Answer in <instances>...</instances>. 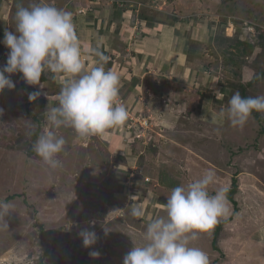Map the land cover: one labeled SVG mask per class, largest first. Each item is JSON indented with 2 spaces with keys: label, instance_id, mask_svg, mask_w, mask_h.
I'll use <instances>...</instances> for the list:
<instances>
[{
  "label": "rangeland",
  "instance_id": "rangeland-1",
  "mask_svg": "<svg viewBox=\"0 0 264 264\" xmlns=\"http://www.w3.org/2000/svg\"><path fill=\"white\" fill-rule=\"evenodd\" d=\"M50 1L66 11V6H85L77 13L82 15L79 25L84 16L94 17L87 0ZM143 2L141 12L152 16L153 25L184 31L190 40L187 49L165 51L170 40H164L165 47L152 61L160 58L158 68L154 64L146 74L117 69L114 55L111 61L103 59L106 71L111 64L114 69L108 70L122 79L117 102L128 118L102 136L80 138L72 128L57 130L66 139L57 156L62 167L49 168L33 151L31 135L38 121L28 110L45 116L42 132L50 127L45 113L58 105L66 74H52L55 79L41 83L43 88L31 85L41 93L31 103L23 98L19 105L5 106L7 92L0 93L5 96H0V199L10 205L0 213V264H38L47 242L51 248L46 263L123 264L134 243H146L147 224L166 217L172 189L208 170L215 174L210 193L231 188L235 178L237 187L233 200L227 198V214L198 233L190 246L203 250L209 264H264V112L253 111L243 128L218 117L237 91L245 98L264 95V0ZM7 3L12 6L8 26L13 32L17 4L27 7L32 0ZM124 3L113 0L112 5ZM173 39L178 47L179 39ZM240 40L255 43L248 57L237 54L244 48ZM176 56L170 70L162 68L163 59ZM133 74L142 77L135 81ZM18 77L22 90L26 82L22 73ZM211 114H217L215 122ZM133 206L142 210L141 217L130 214ZM105 226L111 230L108 235ZM85 228L98 237L88 248L79 236ZM91 251L100 256L91 257Z\"/></svg>",
  "mask_w": 264,
  "mask_h": 264
},
{
  "label": "clouds",
  "instance_id": "clouds-1",
  "mask_svg": "<svg viewBox=\"0 0 264 264\" xmlns=\"http://www.w3.org/2000/svg\"><path fill=\"white\" fill-rule=\"evenodd\" d=\"M17 34L5 30L3 44L10 49L7 62L0 67V93L14 89L11 74L20 72L28 85H40L43 73L66 74L58 94V105L46 110V127L33 144V151L44 164L55 170L62 167L57 159L64 150L66 139L58 134L60 128H72L80 138L102 136L112 127L121 126L128 118L126 108L117 102L119 75L105 70L102 64L86 68L82 47L78 41L70 11L57 8L49 0H32L27 7L22 3L15 12ZM95 53L97 49H83ZM5 73L9 75L6 76ZM41 93L29 94L34 101ZM0 109V113H2ZM264 112V95L242 97L237 91L218 117L226 119L233 128H243L253 113ZM213 122L217 114H211ZM215 183L212 170L187 185L177 186L167 196L166 217L152 219L146 226L143 245H136L124 256L123 264H209L207 254L190 246L198 233L211 229L228 212V189L218 188L214 194L209 187ZM9 203L0 199V213L8 212ZM133 217H141L139 207H131ZM110 228L104 227L105 235ZM84 247L97 242V234L87 228L79 232ZM89 255L98 258V251Z\"/></svg>",
  "mask_w": 264,
  "mask_h": 264
},
{
  "label": "crops",
  "instance_id": "crops-1",
  "mask_svg": "<svg viewBox=\"0 0 264 264\" xmlns=\"http://www.w3.org/2000/svg\"><path fill=\"white\" fill-rule=\"evenodd\" d=\"M7 1L8 0H0V67L6 64L7 55L10 52V49L3 44L5 30L9 31L10 27L8 26V16L12 12V6L9 8ZM112 2L113 0H87L85 3L86 7L91 8L90 11L94 13V17L88 18L84 16L85 19H82L83 22L80 25L77 19L82 15L77 16V13L81 7L85 6H79V8L75 10L66 6V9H69L73 14V21L77 25L74 24L75 31L76 34L78 33V41L82 47V60L86 68L89 67L88 61H93L96 58H98V61H93L95 64L91 67L105 63L100 57H97L95 53L83 52V49H97L101 52L104 59H108L109 61L113 60L112 55H114L115 64L118 66L117 69L128 70L134 73L144 70L145 74L154 64H157L156 68H158L160 58L156 63H153V57L159 54V52L158 54L156 52L163 49L168 40H170L168 42L169 49L165 51L185 52V49H187L190 40L186 37L184 31L179 30L177 27H170L169 25H165L163 28L157 27V24L153 25L151 21L152 16L141 12L140 7L144 3L143 0H125L127 4L124 3V6L112 5ZM50 3L53 4L54 2L50 1ZM18 5L19 4H17V6ZM55 6L65 10L64 7L58 6V4ZM127 6H130V8L126 9L125 7ZM13 32L17 34L16 30ZM173 32L174 34L171 35ZM173 37L176 41L179 39L176 43L178 47L175 46ZM153 38H156V41L151 45L150 43ZM181 38L182 40L180 41ZM173 46L174 48L172 49ZM159 57H161V55ZM174 58L175 59L168 60L167 58L163 59V67L162 63L160 67L165 70H170L173 67L172 64H175V60H178L177 56ZM110 68L114 69L113 65L110 64L107 66V70ZM19 73L20 72L10 75V78L16 85L15 88L4 89V91L7 92V98H9L7 102H3L5 106L8 104H14L15 106L19 105L23 99L24 89L21 90L18 88L19 86H17V84L20 85L17 82ZM5 75L8 76L9 74L5 73ZM136 75L137 74H133L134 77H132L135 81L136 77H142ZM121 81L122 79H119V85ZM137 86L138 84H133V87ZM0 96H2V99L5 97L3 95Z\"/></svg>",
  "mask_w": 264,
  "mask_h": 264
},
{
  "label": "trees",
  "instance_id": "trees-1",
  "mask_svg": "<svg viewBox=\"0 0 264 264\" xmlns=\"http://www.w3.org/2000/svg\"><path fill=\"white\" fill-rule=\"evenodd\" d=\"M134 5V4H133ZM237 43L239 44H242L244 45V48L242 50H239L237 52V54H239L240 56H242L243 54L242 53H245L246 56L248 57L250 54H252L254 52V49H255V43L253 42H248L246 40H240L238 41ZM238 47V45H237ZM239 49V48H238ZM264 75V71L260 74V77ZM52 73L49 72V73H43L42 76H41V83H46V82H52L53 79H55V76L53 75L52 77ZM255 80V78L252 80V82ZM251 82V83H252ZM30 87H31V91L34 92L35 88L31 85H28L27 83L25 84L24 86V92H23V98H26L27 101L29 103L33 102V101H30L29 100V94L32 93L30 91ZM33 88V89H32ZM37 92V91H36ZM42 97V96H41ZM42 99H44L42 97ZM44 102L46 101L45 99L43 100ZM34 111V110H33ZM28 113L29 114H32L34 116V118L38 121V125L37 127L35 128L34 131H32V148H33V144L35 143L36 139L38 138V135L42 132L43 130V126H42V123H43V119L45 118V116L42 115H38L36 113H33L32 111H29L28 110ZM256 113V111H255ZM260 116V115H259ZM237 187V181H236V178L233 180V184H232V187L231 188H227L228 189V192H227V198L229 200H233V197H232V194L235 190V188ZM234 203L236 204V201H234ZM221 226L218 225V228ZM40 229H41V233L43 232V229L44 227L42 225H40ZM217 234V233H216ZM43 236V235H42ZM44 238V241L46 242V238L43 236ZM47 249L45 250L44 254L42 257H40V260L38 261V264H79V263H76V262H54V263H46L45 262V258L48 256L49 252H50V244L47 242Z\"/></svg>",
  "mask_w": 264,
  "mask_h": 264
}]
</instances>
